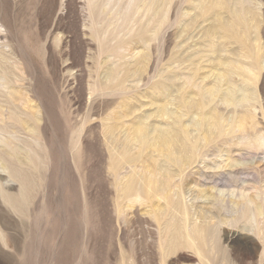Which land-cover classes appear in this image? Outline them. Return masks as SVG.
Masks as SVG:
<instances>
[{
	"label": "bare ground",
	"instance_id": "6f19581e",
	"mask_svg": "<svg viewBox=\"0 0 264 264\" xmlns=\"http://www.w3.org/2000/svg\"><path fill=\"white\" fill-rule=\"evenodd\" d=\"M87 5L92 14L117 7L118 19L129 32L138 21L136 14L144 11L148 20L138 26L137 41L149 46L162 41L166 31L164 37L174 45L167 69L153 76L159 79L155 92L161 90L152 96L154 109L141 115L139 109L124 104L102 126L108 174L117 193V222H129L130 213L138 219L148 216L151 219L145 221L157 223L163 261L187 248L201 264H235L237 258H231L219 233L223 224L244 223L261 242L258 264H264V198L261 187L255 188L264 180V167L258 165L264 162L255 160L257 152L264 151V135H259L256 120L264 70L260 4L255 0H87ZM190 40L193 45L185 47ZM2 46L0 65L8 58ZM138 54L135 68H128L124 76L121 70L111 71L110 91L122 93L127 79L142 75L151 56L146 49ZM14 80L23 81L0 75V167L19 183V191H2L1 197L13 212L24 215L37 190L42 164L37 148L42 145L44 115L40 106L30 105L27 91L8 89ZM207 80L211 84L203 86ZM6 88L7 97L2 94ZM136 112L141 116L137 113L131 120ZM72 149H77L76 142ZM250 172L255 178H243ZM194 189L197 195L191 200H202L208 208L197 206L199 211H193L194 204L188 206L186 194ZM254 189L257 194L252 196L249 192ZM137 205L144 207V213ZM89 228L86 221L85 239ZM0 236L7 244L1 231ZM186 261L194 262L190 257ZM121 264H127L124 258Z\"/></svg>",
	"mask_w": 264,
	"mask_h": 264
},
{
	"label": "rangeland",
	"instance_id": "374dc122",
	"mask_svg": "<svg viewBox=\"0 0 264 264\" xmlns=\"http://www.w3.org/2000/svg\"><path fill=\"white\" fill-rule=\"evenodd\" d=\"M255 1L264 16V0ZM112 8L92 14L87 0H0V46L8 57L0 65V75L22 78L8 89L27 91L33 102L30 105L40 106L44 115L40 123L42 145L37 148L42 155L37 190L24 215L3 202L1 192L18 194L19 183L0 167V231L7 240L5 244L0 236V264H121L122 258L127 264H201L187 248L163 261L158 226L154 220L145 221L151 219L148 216L138 219L130 213L129 222H117V193L108 174L102 126L124 104L139 109L141 115L154 109L152 96L160 95L161 90L155 92L159 79L153 76L167 69L174 45L164 37H168L165 31L162 41L143 46L134 35L138 26L147 23L148 15L144 11L136 14L135 20L140 21H134L139 24L133 23L130 28L134 30L129 32L118 19L117 7ZM260 33L264 43V23ZM191 42L185 47L192 46ZM114 49L118 54H112ZM143 49L151 57L142 75L127 79L122 93L110 91L111 71L121 70L124 76L128 68H135ZM8 89H2V94L6 96ZM258 95L256 120L263 136L264 70ZM75 142L77 149L73 150ZM261 151L255 160L264 162ZM245 177L255 178L252 172ZM258 186L264 198V180L256 185L257 190ZM197 190L186 194L188 206L194 204L193 211H199L197 206L208 208L202 200H191ZM249 193L254 196L257 191ZM136 207L144 213V207ZM86 221L90 227L87 239ZM237 225L221 226L222 245L241 264H258L261 242L247 231L249 225ZM188 257L194 262H187ZM237 260L235 264H239Z\"/></svg>",
	"mask_w": 264,
	"mask_h": 264
}]
</instances>
